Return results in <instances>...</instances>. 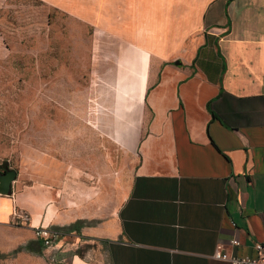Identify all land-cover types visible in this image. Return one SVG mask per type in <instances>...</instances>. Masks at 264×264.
Wrapping results in <instances>:
<instances>
[{
    "label": "crops",
    "instance_id": "obj_1",
    "mask_svg": "<svg viewBox=\"0 0 264 264\" xmlns=\"http://www.w3.org/2000/svg\"><path fill=\"white\" fill-rule=\"evenodd\" d=\"M37 1L98 37L105 57L90 65L116 100L133 86L132 121L116 100L110 121L89 111L133 167L114 201L102 187L15 180L0 195V264H227L213 259L217 247L253 255L264 241V0ZM36 226L64 238L43 247Z\"/></svg>",
    "mask_w": 264,
    "mask_h": 264
},
{
    "label": "rangeland",
    "instance_id": "obj_2",
    "mask_svg": "<svg viewBox=\"0 0 264 264\" xmlns=\"http://www.w3.org/2000/svg\"><path fill=\"white\" fill-rule=\"evenodd\" d=\"M0 39V163L23 186L44 180L102 187L114 201L133 166L113 130L89 124L92 107L103 111L93 115L101 121L117 116L115 84L90 65L105 57L93 49L98 37L37 0H8L0 8ZM133 92L131 85L117 91L128 111L123 121L134 116Z\"/></svg>",
    "mask_w": 264,
    "mask_h": 264
},
{
    "label": "built area",
    "instance_id": "obj_3",
    "mask_svg": "<svg viewBox=\"0 0 264 264\" xmlns=\"http://www.w3.org/2000/svg\"><path fill=\"white\" fill-rule=\"evenodd\" d=\"M14 217L21 223L27 225L29 217L26 213L14 214ZM33 236L41 246L50 248L54 247L63 238V234L60 231L50 229L48 227L36 226L31 227ZM233 246H238L237 240L230 242ZM253 255L250 256H230L222 250L221 247H217L213 254V259L227 264H264V241L253 245Z\"/></svg>",
    "mask_w": 264,
    "mask_h": 264
},
{
    "label": "water",
    "instance_id": "obj_4",
    "mask_svg": "<svg viewBox=\"0 0 264 264\" xmlns=\"http://www.w3.org/2000/svg\"><path fill=\"white\" fill-rule=\"evenodd\" d=\"M16 177V171L9 169L7 162L0 163V195H10L11 185Z\"/></svg>",
    "mask_w": 264,
    "mask_h": 264
}]
</instances>
